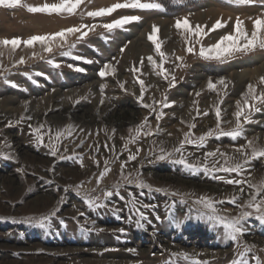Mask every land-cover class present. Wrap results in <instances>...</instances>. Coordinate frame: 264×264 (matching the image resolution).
<instances>
[{
  "label": "rangeland",
  "instance_id": "obj_1",
  "mask_svg": "<svg viewBox=\"0 0 264 264\" xmlns=\"http://www.w3.org/2000/svg\"><path fill=\"white\" fill-rule=\"evenodd\" d=\"M59 2L22 0L21 5L13 9L0 6V39L26 40L32 35L54 33L81 24L95 25L91 31L84 29L88 35L76 44L69 56L61 55L68 51L67 44L54 47L52 53L43 51L39 44L32 48L21 44L15 50L10 46L0 47V264H195L196 261L232 264L240 253H247L245 258L250 264H256L251 259L253 256L264 261V223L254 217L246 220L247 231L239 243H235L224 236L222 226L199 218L198 211L207 210L193 203L200 196L222 200L223 204L216 205L222 215H239L242 209L228 201L240 194V186L225 180L261 183L264 157L251 160L242 175L215 174L223 179L204 172L192 173L168 159H156L161 147L172 151L179 146L190 124L196 125L191 129L194 136L215 129L216 107L221 109V127L233 128L236 105L242 103L247 85L255 84L258 91L264 90V85L259 84L264 77L261 67L264 50L236 54L222 61L199 56L200 47L211 46L232 31L237 18L250 32L249 17L254 19L264 13V0H257L253 5H237L231 0H141L142 3H161L162 8H122L105 17H89L87 13L125 0H84L71 15L27 10V6ZM131 15L141 20L111 33L101 27ZM184 18L193 29L201 26L206 35L177 30L176 20ZM217 20L225 27L209 31ZM153 25L159 29L158 39L165 54L163 67L168 79L148 62L149 57L157 63L161 61L148 39ZM77 36L79 33L70 35L68 44L75 42ZM189 46L194 47L193 53L186 51ZM75 56L82 59L76 60ZM21 57L24 58L22 64L18 63ZM49 60H54L59 67L48 63ZM86 60L92 62L86 63ZM106 63L113 66L115 73L101 78L98 73ZM69 65L84 71H76ZM244 71L249 72L245 78L233 77ZM173 77L175 86L170 87ZM220 78L226 80L227 88L218 85L216 91L209 90L208 80L216 82ZM138 80L145 84V102H163L167 97L171 106L163 109L165 115L159 121L155 113L150 114V110L138 102ZM120 83L124 84L123 89ZM102 84L106 85L103 95ZM154 106L159 110V104ZM258 106L262 110L252 113L253 122L245 125L244 137H212L204 148L185 145V154L191 153L189 162L202 164L204 153L217 148L242 162L240 154L235 152L236 147L247 140L264 146V105ZM205 112L208 115H203ZM28 116L32 119L28 120ZM145 117L154 134H141L135 144L127 143L130 137L136 136V128ZM40 124L45 126L42 132L51 129L53 133L68 125L74 126L73 135L62 140L56 157L50 155L47 135L44 145L36 140L32 129ZM81 139L84 143L77 147ZM126 143L131 152L137 147L141 151L136 160L128 162L122 174L120 164L129 155ZM65 146L67 152H64ZM60 155L72 158L60 159ZM77 157H82L83 166ZM217 159L220 164L224 163L223 158ZM105 160L110 171L97 185ZM95 161H99V165ZM128 173L133 176L139 173L153 190L125 184L123 175ZM117 184L121 185L119 194L125 199L114 194L105 200L103 192L115 193ZM77 185L81 187L77 189ZM244 190L251 191L247 184ZM129 191L135 196V207L129 203L132 200ZM172 192L178 195L173 196ZM86 194L99 197L98 202L106 206L89 208L84 201ZM144 204L156 207L143 208ZM136 208L145 213L146 221H140ZM56 209L59 211L50 227L41 228L26 222V218L45 216ZM180 220L185 222L178 227Z\"/></svg>",
  "mask_w": 264,
  "mask_h": 264
},
{
  "label": "snow or ice",
  "instance_id": "obj_2",
  "mask_svg": "<svg viewBox=\"0 0 264 264\" xmlns=\"http://www.w3.org/2000/svg\"><path fill=\"white\" fill-rule=\"evenodd\" d=\"M84 2V0H60L59 3H45L42 6L35 7V6H27V10L31 13H46V14H62L67 13L69 15L74 14L77 10V8ZM231 2L237 4V5H253L257 2V0H231ZM22 3V0H0V6L7 8V9H13L17 6H20ZM141 9V10H159L162 8L161 3H142L141 0H125L124 3H114L110 7L106 8H99L95 11H89L87 15L89 17H105L109 16L112 13L116 12L118 9ZM249 19L252 21V28L249 32L245 26L244 22L240 20L239 18L236 19L235 24L233 25L232 31L227 32L226 34L222 35L219 40L212 44L211 46L204 47L201 46L199 49V56L204 59L208 60H215V61H222L226 60L228 58H231L235 56L236 54H248L252 51H255L256 49L264 50V13L256 16L254 19L252 17H249ZM141 20V17L136 15L131 16H122L119 19H114L110 23H104L101 25L108 33L113 32L116 29H123L125 25L139 22ZM95 25L92 27H89L86 24H81L78 27H69L66 29H62L61 31L54 32V33H48L44 35H32L28 37L26 40H22L20 38H13V39H0V47H11V49L15 50L19 45L23 44L24 46L28 48L34 47L36 44L41 45L43 48V51L47 53H52L54 47L60 46L63 47L64 44L68 45V51L61 52V55L69 56L71 55V50L76 47V44L82 41L87 35L88 31H91ZM175 27L177 30H185L188 33H191L196 36H200L203 33V28L199 25L193 29L190 26V22L187 20V18H184L183 20L177 19L175 23ZM225 24L221 23L220 20H217L216 23L209 29V31H215L217 29L224 28ZM84 29H87L88 31H84ZM158 32L159 29L157 26L153 25L152 32L149 34L148 39L154 44L155 50L157 54L161 57L160 63H157L152 57L148 58V62L153 65L154 68H157L160 70V74L164 76L165 79H168V73L167 70L164 69L163 64L165 62V54L161 51V44L158 39ZM79 33V36H77L76 41L68 44L67 38L70 35H76ZM199 42V41H197ZM121 51L123 52L124 49L121 48ZM186 51L188 53L194 52V47L189 46L187 47ZM2 54V53H0ZM74 59L80 60L82 57L75 56ZM177 60H182V57H176ZM86 63H91L92 61L86 60ZM18 63H24V58L21 57ZM48 63L52 64L55 67H59V64L56 63L54 60H49ZM143 63V62H142ZM69 67H75L74 65H69ZM76 71H84V69L75 67ZM134 71H139V69H133ZM115 69L113 66L109 63H106L103 68L99 71L98 75L101 78H104L110 74H114ZM138 83L140 85V95L137 97L138 102L141 104V106L145 109L150 110L151 113H155L156 120L159 121L165 113L163 112L164 108H168L171 105L167 102V97H165L163 102H158L153 100L152 103H147L144 101V95H145V84L143 80H138ZM260 85H264V77H261L259 80ZM223 86L224 89L227 88L228 84L224 78H220L218 81L213 82L211 79L208 80L207 87L209 90L216 91L217 86ZM15 87L16 85L13 84ZM175 86V77L172 78V82L170 83V87ZM106 85H101V93L103 95V91ZM120 87L123 89L124 84L120 83ZM197 96L200 95L199 92L196 93ZM101 103H103V100H101ZM159 104V110L154 105ZM258 105H264V90H257V85L255 84H248L247 90L242 94V103L237 102L236 105V111L234 113L236 123L235 126L229 130H224L221 127V109L219 107H216L215 109V115H216V127L215 129H209L206 133L201 134L199 136H194L191 129H194L196 127L195 123L189 125V131L184 133L183 139L179 142L178 147H174L172 151H166L162 147L159 149V154L156 155V159L158 160H170L174 164L181 165L184 169L195 173V172H204L206 174L213 175L214 178L217 179H223V177H217L215 176L216 173H235L238 176L242 175L245 166L253 159H259L261 157H264V146H258L256 145L252 140H247L245 144L239 145L235 148V152L239 153L242 157V162L239 160H235L232 156L228 155L225 152H221L219 148H217L214 151H207L204 153V162L201 164L199 162H189V156H191V153L185 154V145H193L197 148H204L206 147L207 140L212 137H230L232 139H237L240 137H244L245 135V125L250 124L253 122L252 120V113H259L261 112V107ZM199 115V112L197 113ZM203 115H208V113H203ZM21 120H24L25 117H21ZM28 120H31L32 117L28 116ZM30 128H32L31 125H29ZM44 124H40L36 128L32 129L36 136V140L39 144L44 145L45 136H48V147L50 149V155L52 157H56L58 153H60V144L62 140L71 137L73 135L74 126L68 125L67 128L63 130H57L54 133L51 129H48L47 131L42 132L41 130L44 129ZM146 129V130H145ZM83 131V129H81ZM115 130L113 129V132ZM132 131L131 129L129 130ZM158 131V129H157ZM143 134L144 136H151L153 135V130L148 123V118L145 117V120L143 123H141L136 128V136L130 137L127 143H133L135 144L137 142L138 137ZM90 135V133H89ZM84 143V140H80L77 147L82 146ZM127 143L125 145V150L129 151V155L127 157L126 161H122L120 164L121 172L123 174V170L125 169L126 165L130 161H134L137 159V156L139 155L141 148L137 147L135 152H131L127 149ZM107 147V144L105 145ZM114 150V146H113ZM250 150V151H249ZM68 148L64 147V152H67ZM97 151L99 149L97 148ZM218 157H221L224 159V163L220 164ZM8 158V157H5ZM66 158H72V157H66L64 155H60V159H66ZM78 159H81V166H83L82 163V157H77ZM118 158V157H117ZM211 158V161L210 159ZM97 165H99V161H95ZM105 168L103 171L99 173V176L97 177V185L100 184L102 178L107 174L110 169L107 167L108 161H104ZM219 165V166H218ZM123 180L125 184L127 185H135L139 189H149L153 190L152 186L147 184L143 179H141V176L139 173H137L135 176L132 175V173H128L126 175H123ZM228 184H234L238 185L239 187V195H233L231 199L228 201V203H231L232 205L241 208V212L237 216H227L222 215L221 210L217 208V204H223L224 201H215L210 197L206 196H200L196 198L193 203L195 205H200L207 211H198V217L201 219H206L208 221L214 222L216 225H220L224 229V236L231 240L232 242L239 243L241 237L246 233V228L244 227V222L248 220L249 218L254 217L255 219L259 220L261 223H264V181H261L259 184H252L246 180L243 179H227L225 180ZM247 184L248 188L251 189L249 192H245L244 185ZM77 189H79L81 186L77 185ZM116 191L115 193L112 190H106L103 192V196L105 200L107 198L115 195L120 196L121 200H124L125 197L121 196L119 194V188L121 185L117 184L114 186ZM155 191H163V189H154ZM143 194V193H142ZM173 196L178 195L176 192L171 193ZM128 196L132 197V200L129 201V203L133 204V207H135V196L134 194L129 191ZM244 197H247L244 199ZM99 197L93 198L89 195H85L84 201L88 205L89 208H99V207H105L106 203L98 202ZM243 200V203H239V201ZM155 205H149L144 204L143 208H155ZM136 213L138 214L140 221H146L148 217L145 215L143 211L140 210V208H136ZM59 209L53 210L50 214L41 216V217H30L26 218V222L30 224H35L36 226H39L41 228L50 227L51 220L53 217L56 216ZM83 215V213H81ZM157 220L160 219V217L157 215ZM131 219V217L129 218ZM140 221L137 223L139 226H143L140 224ZM150 222V221H149ZM185 221L180 220L177 222V226L179 227L180 224L184 223ZM121 232L124 230L121 229ZM248 252H251V247L248 248ZM247 256V253H240L238 260H233L232 264H250L249 259L245 258ZM185 259H188L187 255L185 254ZM252 260L256 261V264H264V261H261L260 257L253 256L251 258ZM195 264H207L206 261H196Z\"/></svg>",
  "mask_w": 264,
  "mask_h": 264
},
{
  "label": "bare ground",
  "instance_id": "obj_3",
  "mask_svg": "<svg viewBox=\"0 0 264 264\" xmlns=\"http://www.w3.org/2000/svg\"><path fill=\"white\" fill-rule=\"evenodd\" d=\"M263 69H264V63L263 65L261 66ZM249 75V72L248 71H244V72H240L239 74H236L234 75L233 77L235 78H238V79H242V78H245L246 76ZM57 95V94H56ZM60 95V94H59ZM61 97V96H60ZM57 102V101H56ZM9 103V102H8ZM60 103V102H59ZM6 104V103H5ZM12 104V103H11ZM65 104V103H64ZM62 105V104H61ZM11 105H9L10 107ZM21 108V107H20ZM11 111V110H10ZM7 112V111H6ZM10 117V116H9ZM51 118V117H50ZM258 136V135H257ZM256 137V136H255ZM259 137V136H258ZM263 137V136H262Z\"/></svg>",
  "mask_w": 264,
  "mask_h": 264
}]
</instances>
